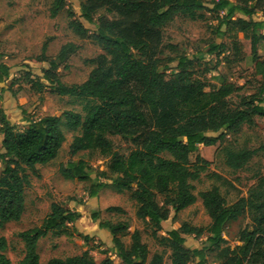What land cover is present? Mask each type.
Instances as JSON below:
<instances>
[{"label": "trees", "instance_id": "obj_1", "mask_svg": "<svg viewBox=\"0 0 264 264\" xmlns=\"http://www.w3.org/2000/svg\"><path fill=\"white\" fill-rule=\"evenodd\" d=\"M65 6V0H55L51 16L55 17ZM79 8L77 15L68 7L69 26L79 38H92L105 51L90 59L93 68L87 79L69 85L58 73L60 64L78 48L73 42L65 43L53 59L46 56L45 42L37 60L49 62L50 66L37 79H28L37 91L49 87L52 93L88 100L85 114L73 110L63 113L70 129H80L70 144V155L97 151L108 159L109 172L100 171L93 176L94 168L86 160L69 159L61 166V173L72 180H90L87 190L90 198H96L107 185L102 177L110 179L119 191L132 192L138 217L148 219L156 229H161L172 213L177 215L197 201L192 180L198 179L205 167L193 165L190 154L200 144L215 145L225 135L241 131L244 125L255 126L256 116L264 117V58L258 54V43L264 38L258 30L264 29V20H256V16H264V0H213V9L225 12L220 25L226 24L229 29L239 27L251 39L257 89L241 96L236 105L230 98L241 86L223 81L219 87L206 90L204 82L193 78L192 57L171 56L162 64L165 26L179 15L203 18L200 12L206 9L203 0H81ZM102 10L107 16L95 18ZM237 12L249 19L233 18ZM84 21L93 25L95 31L91 32ZM218 48V44H212L208 53L220 56L224 49L217 52ZM235 49L239 52V47ZM173 61L177 62L175 69L169 66ZM4 68L2 65L1 69ZM205 68L212 71L215 66L207 61ZM24 121L25 127H18L0 105L3 135L0 161L4 165L0 176V229L6 222L18 221L23 215L25 186L30 182L28 170L35 171L37 165L55 159L66 140L62 116L26 117ZM112 135L127 139L133 148L127 154L118 152L110 138ZM254 153L255 150L248 148H227L225 161L231 168L241 169ZM199 196L210 223L206 227L183 223L160 237L171 249L172 264H208L211 251L216 252L219 264H264V175L249 189L247 196L232 204L227 203L218 186L200 191ZM111 209L121 210L117 206ZM97 214L94 212V216ZM243 215L250 217L251 226L239 232L238 243L232 247L224 236L225 228ZM80 216L77 210L52 202L42 225L20 232L25 242V255L20 264H40L39 240L50 231L63 232L70 223L76 225ZM99 224L109 229L124 264L146 263L149 250L138 230L132 233L130 246H125L116 234L117 230L127 227L125 224ZM186 235H205V239L200 246L189 247ZM7 248L6 237L0 236V264H12ZM47 264H111V261L107 258L98 262L84 252L66 258L53 257ZM149 264H164V254L155 253Z\"/></svg>", "mask_w": 264, "mask_h": 264}, {"label": "rangeland", "instance_id": "obj_2", "mask_svg": "<svg viewBox=\"0 0 264 264\" xmlns=\"http://www.w3.org/2000/svg\"><path fill=\"white\" fill-rule=\"evenodd\" d=\"M80 1L65 0L66 6L53 17L51 7L55 0H0V78L3 77L0 79V105L11 121L20 128L25 127L26 117L37 119L46 115L62 116V128L66 136L55 159L48 164L37 165L35 171L28 170L30 182L25 186L23 215L18 221L6 222L0 229V236H5L8 242L6 254L12 264H20L25 255V242L19 236L20 232L42 225L50 212L51 203L57 201L66 208L77 210L81 216L76 225L70 223L69 228L63 232L50 231L39 240L37 249L40 264H47L53 257L66 258L84 252L98 262L108 258L111 264H124L118 256L112 234L109 229L101 227L100 222L120 226L125 224L127 227L117 230L116 233L125 246H130L131 235L138 230L142 242L147 244L149 250L145 264H149L152 256L159 252L164 254V264H172L171 249L160 241V237L167 236L169 230L179 228L183 223L196 227H206L210 223V217L199 196L200 191L218 186L227 203L232 204L241 196H247L249 189L264 175V117L256 116L255 126L244 125L241 131L225 135L215 145L200 144L198 150L190 154L193 165L205 167L199 178L192 180L194 192L198 195L197 201L177 215L172 213L162 223L161 229H156L148 219L138 217V205L132 197V192L119 191L108 178H101L108 182L107 185L99 191L96 198H90L87 193L90 180H72L61 173V166L69 159L86 160L94 168L93 176L100 171L109 172L108 159L97 151H79L74 156L70 155V144L74 135L80 133V129H70L63 113L73 110L85 114L88 100L52 93L49 87L37 91L28 79H37L43 75V70L50 66L49 62L37 60L43 52L45 42V53L50 59L57 57L65 43L73 42L78 45L75 53L60 64L58 73L69 85L82 83L87 79L93 68L90 59L105 51L92 38H79L69 26L71 18L68 15V7L79 15ZM203 1L206 6V9L200 11L204 15L203 18L191 19L179 15L165 26L163 52L160 55L162 64H166L171 56L192 57L193 78L204 82L206 90L219 87L223 81L241 86L240 91L230 98V102L236 105L241 96H248L257 89L251 39L240 32L239 27L229 29L226 24L220 25L225 12L214 10L213 0ZM106 16V12L102 10L95 18ZM239 16L244 15L237 12L233 18ZM84 24L91 32L95 31L93 25L88 22ZM258 32L264 34V29H259ZM212 44H218L217 52L224 49L220 56L208 53ZM236 46L239 47L237 53ZM258 54L264 58V38L258 43ZM207 61L215 66V69L206 70ZM176 64L177 62L173 61L169 66L175 69ZM2 65L5 66L3 70ZM5 71L8 75H5ZM2 138L0 133V150ZM110 138L120 153L127 154L133 148L127 139L119 135H112ZM227 148H248L255 150V153L243 168L233 169L225 161ZM165 156L169 157L168 154ZM198 156L201 159L198 160ZM204 159L209 163H205ZM3 168L4 165L0 161V176ZM115 206L121 210L111 209ZM94 212H98L97 217ZM250 226L251 219L247 215L229 222L224 232L227 244L234 247L238 243L239 232ZM186 239L187 246L197 247L202 244L205 235H186ZM208 264H219L215 251L209 253Z\"/></svg>", "mask_w": 264, "mask_h": 264}, {"label": "crops", "instance_id": "obj_3", "mask_svg": "<svg viewBox=\"0 0 264 264\" xmlns=\"http://www.w3.org/2000/svg\"><path fill=\"white\" fill-rule=\"evenodd\" d=\"M258 16H259V17L256 16V20H264V16H263V15H258ZM244 17L249 19L248 16H245V15H244Z\"/></svg>", "mask_w": 264, "mask_h": 264}]
</instances>
